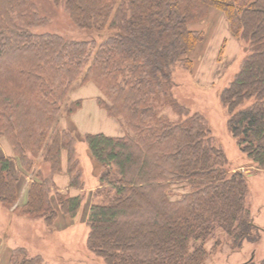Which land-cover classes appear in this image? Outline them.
<instances>
[{"label": "trees", "instance_id": "trees-1", "mask_svg": "<svg viewBox=\"0 0 264 264\" xmlns=\"http://www.w3.org/2000/svg\"><path fill=\"white\" fill-rule=\"evenodd\" d=\"M50 1L99 38L35 33L42 19L32 0H0V140L12 149L0 156V204L43 219L48 229L60 213L77 216L83 199L69 192L85 180L78 139L58 126L70 90L82 79L97 86L98 107L131 132L83 137L98 178L86 219L93 255L104 264H205L209 241L215 242L211 251L224 237L233 250L257 242L246 175L229 165L206 118L179 102L174 76L183 68L191 72L190 53L205 38L189 25L220 11L231 34L249 47L220 93L228 130L245 165L264 172V0ZM81 105L67 104V114ZM40 157L49 177L38 169ZM63 173L67 192L54 181ZM44 262L19 248L7 264Z\"/></svg>", "mask_w": 264, "mask_h": 264}, {"label": "rangeland", "instance_id": "rangeland-1", "mask_svg": "<svg viewBox=\"0 0 264 264\" xmlns=\"http://www.w3.org/2000/svg\"><path fill=\"white\" fill-rule=\"evenodd\" d=\"M32 1L42 19L40 25L33 28V32L58 34L66 40L75 41L99 38L97 33H89L75 26L68 14L50 0ZM189 28L203 32L205 38L190 53L193 59L191 72L188 73L183 68L174 76V84H177L176 95L182 105L194 112H200L206 118L213 138H216L214 142L226 152L229 165L237 167V170L246 175L249 185L247 202L260 234L257 242L246 241L237 250H233L229 240L224 237L223 245L211 251L215 242L209 241L206 247L211 253L205 264H261L264 261V172L255 171L251 165H245L248 159L239 150L236 139L228 130V112L220 100L221 91L238 71L241 59L247 54L249 47L231 34L226 18L217 9H212L206 19L191 23ZM99 95L97 86L92 82L83 83L82 79L78 80L69 92L59 120V129L71 131L77 137L81 156L79 161L84 170L82 188L71 189L68 186L70 195L83 199L77 216L73 218L60 213L55 227L48 229L43 219L20 215L14 209L7 210L0 204V263L7 264L13 251L24 248L31 256H41L45 260L44 264H104L102 259L87 248L89 227L86 219L91 203L88 201L90 192L98 186V178L83 137L88 133L122 137L131 132L121 120L109 117L98 107L96 99ZM74 101H82V105L70 116L67 114L66 105ZM163 112L174 121L179 119L170 107H165ZM11 153L12 149L7 141L1 139L0 156ZM66 156L67 154L64 158V169L67 167ZM37 163L38 169H43V173L49 177V165H43L41 157ZM68 188H64V191L67 192ZM180 190L182 189H172L173 192Z\"/></svg>", "mask_w": 264, "mask_h": 264}, {"label": "crops", "instance_id": "crops-1", "mask_svg": "<svg viewBox=\"0 0 264 264\" xmlns=\"http://www.w3.org/2000/svg\"><path fill=\"white\" fill-rule=\"evenodd\" d=\"M2 152H4V151H2ZM64 166H65V163H64ZM23 181L21 182L20 187H19V189H20L19 200H18L19 204H23L25 202L27 189H28L29 184H30V178H27V181H24V182ZM54 181L56 182L57 186L61 190H65L64 188H68V186L70 185L69 177H66L64 174L56 175L54 177Z\"/></svg>", "mask_w": 264, "mask_h": 264}]
</instances>
